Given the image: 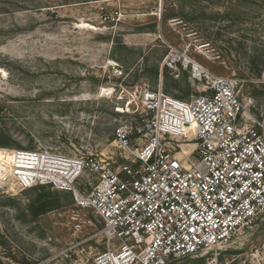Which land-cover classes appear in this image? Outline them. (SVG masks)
I'll return each instance as SVG.
<instances>
[{
	"label": "rangeland",
	"instance_id": "obj_1",
	"mask_svg": "<svg viewBox=\"0 0 264 264\" xmlns=\"http://www.w3.org/2000/svg\"><path fill=\"white\" fill-rule=\"evenodd\" d=\"M172 53L238 79L260 113L264 0H0V158L13 166L14 150H29L120 160L114 130L139 115L136 103L127 111L136 87L182 98L202 89L191 65L166 66ZM89 177L77 180L79 191ZM75 204L72 190L0 179V264H91L88 247L64 253ZM169 264H208V255ZM218 264H264V215L220 249Z\"/></svg>",
	"mask_w": 264,
	"mask_h": 264
},
{
	"label": "built area",
	"instance_id": "obj_2",
	"mask_svg": "<svg viewBox=\"0 0 264 264\" xmlns=\"http://www.w3.org/2000/svg\"><path fill=\"white\" fill-rule=\"evenodd\" d=\"M178 61L172 53L165 64L177 73L191 65L200 93L182 98L136 87L127 111L136 103L139 115L114 130L120 160L14 150L68 162L63 172L31 167L17 181L73 191L69 259L81 246L90 249L91 264H169L201 254L218 264L220 249L264 215V104L257 114L254 97L239 94L238 79L213 74L188 55ZM85 177L81 192L76 182Z\"/></svg>",
	"mask_w": 264,
	"mask_h": 264
},
{
	"label": "bare ground",
	"instance_id": "obj_3",
	"mask_svg": "<svg viewBox=\"0 0 264 264\" xmlns=\"http://www.w3.org/2000/svg\"><path fill=\"white\" fill-rule=\"evenodd\" d=\"M67 164L68 162L63 158H53L49 156L30 157L25 152L16 151L14 154L13 166H11L5 159L0 158V179L6 180L12 174H14L17 179L18 176L22 177L23 174L27 173L29 168L35 166L45 168L47 170L63 172Z\"/></svg>",
	"mask_w": 264,
	"mask_h": 264
},
{
	"label": "trees",
	"instance_id": "obj_4",
	"mask_svg": "<svg viewBox=\"0 0 264 264\" xmlns=\"http://www.w3.org/2000/svg\"><path fill=\"white\" fill-rule=\"evenodd\" d=\"M45 186L46 185H40L39 188H42L43 190H45ZM51 202H52L51 193L43 196V200L41 201V206L39 209L36 210L35 214H38L39 212L46 210Z\"/></svg>",
	"mask_w": 264,
	"mask_h": 264
}]
</instances>
